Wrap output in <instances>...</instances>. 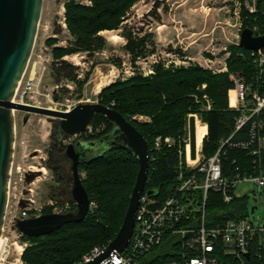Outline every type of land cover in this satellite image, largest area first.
<instances>
[{
    "label": "trees",
    "instance_id": "trees-1",
    "mask_svg": "<svg viewBox=\"0 0 264 264\" xmlns=\"http://www.w3.org/2000/svg\"><path fill=\"white\" fill-rule=\"evenodd\" d=\"M80 0L64 2V17L66 28L71 34L67 46L52 48V70L57 79L67 78L82 86L83 81H77L75 67L63 59V56L86 52L92 54L106 47L107 41L101 31L114 30L122 26V22L130 8L140 0H91V5H85ZM256 12L242 13V27L258 26L259 32H264V0H256ZM123 28L125 48L132 59L142 57L153 49L146 48L150 41L148 33H133ZM55 40L50 39L49 43ZM230 55L227 58L229 72H244L250 74L252 66L237 56L238 50H244L238 45H230ZM206 83L205 92L211 99V108L201 112L202 122L207 125V134L202 140V151L205 157L211 155L218 140L230 134L235 113L227 109V96L233 91L232 82L227 73L212 74L209 70L194 65L180 67L175 70L165 69L160 64L154 66L150 76L134 75L125 80H116L98 90V102L113 108L122 114L145 138L148 148L157 136L177 138L185 134V118L189 112L197 111L192 94L197 87ZM135 115L148 116L149 121H139ZM93 128L103 127L85 137L86 141H95L107 136L114 124L104 115L94 114L90 121ZM196 134L200 138L205 132V126L196 123ZM54 142L48 152L46 166L55 176L59 175L56 164L64 157L65 145L62 144L59 121L53 125ZM84 137V132L81 133ZM244 151L231 149L226 153L224 165L229 167L232 158L238 163L244 159ZM155 159L148 162L145 189L156 190V197L162 198L171 193L177 183L178 164L180 156L176 147L161 146L154 153ZM184 170V155H181ZM139 163L128 150L113 146L102 154L88 158L79 163L78 171L85 172L82 184L90 201L97 205L94 213H88L81 221L65 223L58 229L38 237L23 236L27 240L20 259L23 264H75L93 246L106 245L117 234L130 199ZM56 195L70 194L55 193ZM210 203L207 206L208 217L214 221H224L239 217L245 208V197L237 198L225 204L218 193L209 192ZM75 206L71 211L75 210ZM230 263V261H229ZM249 264H264V261L252 260Z\"/></svg>",
    "mask_w": 264,
    "mask_h": 264
},
{
    "label": "built area",
    "instance_id": "built-area-1",
    "mask_svg": "<svg viewBox=\"0 0 264 264\" xmlns=\"http://www.w3.org/2000/svg\"><path fill=\"white\" fill-rule=\"evenodd\" d=\"M255 3L256 0H236L233 11V45L239 46L240 32L243 29L242 13L256 12ZM251 29L257 34L264 33L259 32L257 25ZM226 49L227 46L224 47ZM243 49L236 54L252 66L253 71L248 75L228 71L226 60L230 50L221 59L215 55L203 56L190 63L191 58L185 56V67L192 64L209 69L213 74H228L233 85V91L227 96V109L235 113L232 130L229 135L218 140L211 155H203L202 140L207 134V125L202 122L201 112L211 108V99L205 92L206 85L202 84L200 93L192 94L198 110L186 115L185 134L177 138L157 136L151 149L148 148V162L155 159L154 153L161 146L177 148L180 161L173 191L159 198L156 197V190L149 196L146 192L152 189H144L138 201L127 245L120 252H111L99 264H249L252 260L264 261V223L256 224L245 215L211 223L207 212L209 192L218 193L222 202L228 204L242 197L235 192L240 182H253L264 187V46ZM21 81L12 101L40 106L26 100V93L34 91L33 81L30 78L23 84ZM189 116L206 126L201 142L196 141L195 159L189 158ZM143 117L133 116L139 121ZM231 149L243 150L244 159L238 163L236 158H232L227 167L224 162L227 151ZM181 155H184L185 174L181 170ZM26 196L21 199L24 205L19 214L7 212L9 219L7 223L4 220L0 235V264L10 263L8 258L12 246L19 241H12L11 232L22 235L14 227L16 221L45 213L44 205L35 201L32 187L27 189ZM53 202L50 205H58ZM72 202L76 205L73 200ZM96 208V203L89 200L88 213H94ZM70 209L68 200L61 204L60 210L47 213H65ZM26 244H19L22 250ZM107 244L92 247L75 264L97 258ZM20 255L21 253L17 260H20ZM19 264H23L21 260Z\"/></svg>",
    "mask_w": 264,
    "mask_h": 264
},
{
    "label": "rangeland",
    "instance_id": "rangeland-1",
    "mask_svg": "<svg viewBox=\"0 0 264 264\" xmlns=\"http://www.w3.org/2000/svg\"><path fill=\"white\" fill-rule=\"evenodd\" d=\"M65 1H42L34 46L21 78L22 81L20 80L23 84L30 78L34 83V91L26 93L28 97L26 100L56 110L71 109L79 102H98L100 91H97L102 87L137 74L144 77L150 76L154 73L156 64H160L165 69L175 70L185 67V56L191 58L190 63L200 60L203 56L215 55L221 59L235 41V28L232 26L235 23L233 11L236 0H140L130 8L120 28L101 31V35L107 41L104 49L92 54L77 52L63 56L64 60L75 67L77 81H83L82 86H79L77 82L67 78L57 79L52 70V48L65 47L72 39L65 24ZM79 2L91 5V0ZM124 27L133 33L150 34V41H147L146 48L152 47L153 50L142 57L132 59L124 46L126 42L122 35ZM110 37L114 39L111 40ZM50 39L55 41L49 43ZM225 46H227L226 50H224ZM191 66L193 65L190 64L187 67ZM203 84L206 85V83ZM201 85L196 88V93H200ZM24 116V111H14V153L9 180L6 223L9 219L7 212L19 214L22 210L24 203L21 199L27 197L26 191L29 187L33 188L35 201L44 205L45 213L60 210L61 204L68 200L70 210L73 208L71 197L55 194L60 193L58 190L60 185L54 173L46 166L48 152L55 138L52 136L53 125L58 119L29 113L27 119L23 121ZM149 120L148 116H144L140 121ZM102 127L100 125L93 128L89 124L84 131V137L81 134L72 135L64 138L62 144L79 139L86 141L87 135ZM90 144L93 146L87 150L85 159L102 154L110 147L109 143L87 142V145ZM79 176L82 181L85 172L79 171ZM235 192L245 197L247 201V205L240 214L248 216L256 224L264 223V187L253 182H240ZM53 201L58 205H50ZM252 207H255L253 212H251ZM23 236V234L11 232L12 241H19L12 246L8 258L9 264L20 263L21 259H14L18 258V251L22 249L19 244L27 243Z\"/></svg>",
    "mask_w": 264,
    "mask_h": 264
},
{
    "label": "water",
    "instance_id": "water-1",
    "mask_svg": "<svg viewBox=\"0 0 264 264\" xmlns=\"http://www.w3.org/2000/svg\"><path fill=\"white\" fill-rule=\"evenodd\" d=\"M43 0H0V235L3 228L9 194V180L14 153L15 122L14 111L37 113L59 120L61 138L79 135L90 124L94 114L100 113L113 122L112 131L95 141L77 140L67 142L64 155L71 162V186L69 194L75 202V210L65 213H43L29 218L18 219L14 227L27 237L48 234L65 223L81 221L88 213L89 198L79 176V163L85 159L87 150L93 144L109 143L133 154L139 163L136 180L123 222L115 237L107 244L97 258L81 264H99L111 252L122 251L131 236L134 215L138 201L145 189L148 169V145L143 135L122 114L100 102L77 103L69 110H56L44 106L28 105L12 101L16 88L29 61L37 33ZM239 46L257 49L264 46V33L257 34L250 28L240 32ZM120 139V142L117 140ZM189 158L195 159V120L188 117ZM153 195V190L146 192ZM255 207L251 208V212Z\"/></svg>",
    "mask_w": 264,
    "mask_h": 264
},
{
    "label": "flooded vegetation",
    "instance_id": "flooded-vegetation-1",
    "mask_svg": "<svg viewBox=\"0 0 264 264\" xmlns=\"http://www.w3.org/2000/svg\"><path fill=\"white\" fill-rule=\"evenodd\" d=\"M121 140L118 139L117 142H120ZM110 145V144H109ZM64 155V152H63ZM71 162L68 158L64 157L60 159V161L56 164V166H59V175L56 176V181L60 185L58 187L59 191L61 193H69V187L71 186V170H70Z\"/></svg>",
    "mask_w": 264,
    "mask_h": 264
},
{
    "label": "bare ground",
    "instance_id": "bare-ground-1",
    "mask_svg": "<svg viewBox=\"0 0 264 264\" xmlns=\"http://www.w3.org/2000/svg\"><path fill=\"white\" fill-rule=\"evenodd\" d=\"M102 32H104V31H102ZM110 39L113 40L114 37H110ZM50 109H52V108H50ZM196 123H198L200 126L204 125L203 123L195 122V126H196ZM204 126H205V125H204ZM205 133H206V126H205V132L201 135L200 138H198V137H197V134H196V127H195V136H196V141H197V143L201 142V140H202L203 136L205 135ZM19 247H20V245H19ZM21 248H22V247H21ZM21 250H22V249H21ZM21 250L18 251V256H19V254L21 253ZM17 259H18V258H16V260H17Z\"/></svg>",
    "mask_w": 264,
    "mask_h": 264
}]
</instances>
